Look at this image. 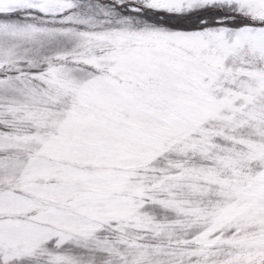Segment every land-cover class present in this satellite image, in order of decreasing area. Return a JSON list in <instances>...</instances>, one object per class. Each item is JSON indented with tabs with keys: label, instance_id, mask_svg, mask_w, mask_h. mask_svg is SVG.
<instances>
[{
	"label": "snow or ice",
	"instance_id": "6c2138e0",
	"mask_svg": "<svg viewBox=\"0 0 264 264\" xmlns=\"http://www.w3.org/2000/svg\"><path fill=\"white\" fill-rule=\"evenodd\" d=\"M0 264H264V0H0Z\"/></svg>",
	"mask_w": 264,
	"mask_h": 264
}]
</instances>
